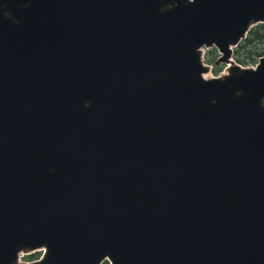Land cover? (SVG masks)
I'll return each instance as SVG.
<instances>
[{"label":"water","instance_id":"95a60500","mask_svg":"<svg viewBox=\"0 0 264 264\" xmlns=\"http://www.w3.org/2000/svg\"><path fill=\"white\" fill-rule=\"evenodd\" d=\"M259 23L264 0H0V264H264V57L231 61Z\"/></svg>","mask_w":264,"mask_h":264},{"label":"rangeland","instance_id":"374dc122","mask_svg":"<svg viewBox=\"0 0 264 264\" xmlns=\"http://www.w3.org/2000/svg\"><path fill=\"white\" fill-rule=\"evenodd\" d=\"M259 43V42H258ZM258 45V49H263V53H264V40L262 41V43L256 44ZM203 56H202V60L203 62L210 67V72L205 76V78L210 79L213 77H217L223 73H226L228 71V64H218L216 65V62L218 60L219 57V53L218 50L215 48H203ZM238 49V47L233 48V56H232V60L234 62L235 65H240L237 60V52H235ZM241 54L242 52L239 51ZM259 58H256L254 61H249L248 63L244 64V65H240L243 68H254L256 66V64L258 63ZM218 63V62H217ZM42 255V251H36L34 253L31 254H23L21 261L22 262H29V261H33V260H38Z\"/></svg>","mask_w":264,"mask_h":264},{"label":"trees","instance_id":"16d2710c","mask_svg":"<svg viewBox=\"0 0 264 264\" xmlns=\"http://www.w3.org/2000/svg\"><path fill=\"white\" fill-rule=\"evenodd\" d=\"M264 40V24H258L251 28L247 33V37L238 45L236 60L240 65H244L249 61L264 56L263 49H258V45ZM259 42V43H258ZM241 51L242 54L239 52ZM106 264V263H105Z\"/></svg>","mask_w":264,"mask_h":264},{"label":"bare ground","instance_id":"6f19581e","mask_svg":"<svg viewBox=\"0 0 264 264\" xmlns=\"http://www.w3.org/2000/svg\"><path fill=\"white\" fill-rule=\"evenodd\" d=\"M205 77V76H204Z\"/></svg>","mask_w":264,"mask_h":264}]
</instances>
